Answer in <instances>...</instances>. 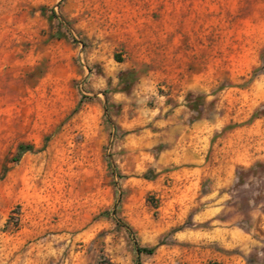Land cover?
I'll use <instances>...</instances> for the list:
<instances>
[{"label":"rangeland","instance_id":"rangeland-1","mask_svg":"<svg viewBox=\"0 0 264 264\" xmlns=\"http://www.w3.org/2000/svg\"><path fill=\"white\" fill-rule=\"evenodd\" d=\"M0 264H264V0H0Z\"/></svg>","mask_w":264,"mask_h":264},{"label":"trees","instance_id":"trees-1","mask_svg":"<svg viewBox=\"0 0 264 264\" xmlns=\"http://www.w3.org/2000/svg\"><path fill=\"white\" fill-rule=\"evenodd\" d=\"M32 147L31 146H25V147H21L20 148V152H19V156H21L23 153H25L26 151H29L31 150ZM121 223V222H119ZM124 226L127 228L128 232L131 234V235H134L133 234V230L131 227L127 226L124 224ZM137 250L139 253H148V254H152L154 252V249H150V248H140V247H137Z\"/></svg>","mask_w":264,"mask_h":264},{"label":"crops","instance_id":"crops-1","mask_svg":"<svg viewBox=\"0 0 264 264\" xmlns=\"http://www.w3.org/2000/svg\"><path fill=\"white\" fill-rule=\"evenodd\" d=\"M201 155H199V161H201ZM199 235H201V236H199V239H201L202 237H203V234H199ZM200 242H203V238H202V240H199V243ZM204 253L202 252V250L199 248V256H201V255H203ZM200 259V258H199Z\"/></svg>","mask_w":264,"mask_h":264}]
</instances>
